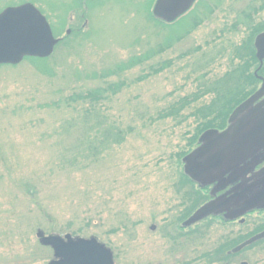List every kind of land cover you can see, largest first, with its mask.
Returning <instances> with one entry per match:
<instances>
[{"label":"rangeland","instance_id":"374dc122","mask_svg":"<svg viewBox=\"0 0 264 264\" xmlns=\"http://www.w3.org/2000/svg\"><path fill=\"white\" fill-rule=\"evenodd\" d=\"M71 1L0 0V11L32 3L60 39L47 59L0 66V264H48L53 254L39 244L38 232L94 238L112 252L114 264H203L198 261L202 253L223 237L251 231L264 222V214H249L243 224L208 220L203 237L170 242L166 235L173 234L171 228L184 209V193L190 189L180 161L196 146L195 119L187 114L210 96L176 119L159 114L196 94L195 81L202 75L213 84L236 71L230 48L242 44L249 33L232 25L245 0H202L194 10L201 16L195 28L190 25L192 15L182 26L167 27L175 33L189 26L179 42L172 41L169 49L142 66L107 78L120 91L100 103L102 118L86 121L94 132L116 127L122 141L95 162L77 149L86 132L82 124L76 121L65 129L76 116L59 100L103 84L104 70L154 50L168 33L147 17L155 0H82L83 6L96 3L84 19L76 16ZM262 1L257 0L256 7ZM63 3L70 8L60 10ZM213 6L217 8L202 17ZM258 16L257 21L264 20V11ZM75 31L81 41L67 53L60 45ZM184 53L191 56L180 59ZM165 61H172L170 68L149 75L152 64ZM46 67L50 73L43 71ZM143 75L149 76L139 80ZM230 263L264 264V242Z\"/></svg>","mask_w":264,"mask_h":264},{"label":"water","instance_id":"95a60500","mask_svg":"<svg viewBox=\"0 0 264 264\" xmlns=\"http://www.w3.org/2000/svg\"><path fill=\"white\" fill-rule=\"evenodd\" d=\"M195 1L155 0L151 15L164 24H172L185 15ZM58 41L45 18L31 4L7 8L0 13V66H15L24 58H49ZM255 46L256 57L261 63L264 34L256 38ZM263 94L261 88L233 111L226 130L220 133L210 130L200 136L198 148L181 161L184 176L199 188L210 186L223 177L224 171L233 170L245 157L264 148L261 145L264 143V111L260 110L263 103L252 108ZM218 191L219 188L213 189L209 194L212 200L182 223L181 228H188L208 217L221 216L224 222H232L254 210H264V169L220 196H216ZM36 238L41 246L52 251L53 259L48 264H114L112 252L94 238L45 236L41 232L36 233ZM263 239L264 231L234 248L230 254Z\"/></svg>","mask_w":264,"mask_h":264},{"label":"trees","instance_id":"16d2710c","mask_svg":"<svg viewBox=\"0 0 264 264\" xmlns=\"http://www.w3.org/2000/svg\"><path fill=\"white\" fill-rule=\"evenodd\" d=\"M106 0H104L105 2ZM149 1L150 0H145ZM202 0H197V2L194 4V7L187 12L184 16L179 18L177 21H175L172 24H164L160 21L155 20L152 18L151 14H147V17L149 19V22L153 26H157L159 28L165 29L168 35L165 37V40L160 45H157L154 50L148 49L146 54L142 55H136L131 57L126 62L118 63L114 66V68L111 69V71L104 70L102 72L101 79L104 83L100 84L99 86L95 88L85 89L81 93H73L70 96H67L65 99H60L58 104L65 107V110L71 113L72 115H75L76 117H73L70 122H67V126L65 129H71V124L73 122L79 121L82 126L86 129V132L84 133V137L82 141H78L77 143V149L81 151V153H86L87 157L86 160L95 162V159H98L99 154H103L108 147H112L114 145H117L121 143V130L117 129L116 127L112 125L104 126L102 131H95L92 130L94 126L90 127V124L86 121H91V118L98 119L101 115L97 108L99 107L100 103H103L109 99L110 96L115 95L120 91V87L115 83H108L106 82L107 78L110 76H119L122 75L124 72L129 71L132 68H135L137 66H142L145 63H148L152 60H154L157 56L164 53L165 50L169 49L172 45V43L179 42L183 36H186L188 34L187 31H184V29L187 27V25L184 28H179V30H176L174 33L172 30L167 31V27H170L172 25L175 26H182V24L189 18V16H193V19L190 21V25L193 28H195L200 22V15L195 14L194 11L196 10L199 5L201 6L202 3H200ZM220 1V0H219ZM249 1V0H247ZM82 0H75L71 1L69 3L70 7H73L78 10V13L76 16L81 18H86L89 15V12H92L94 8L96 7L95 4H86L83 6V3H81ZM148 2V3H149ZM218 2V1H217ZM246 2V0H245ZM91 3V2H90ZM198 3V4H197ZM65 3L60 6V10H64L62 8H70L69 6H64ZM86 7V8H85ZM100 7V6H99ZM217 6H213L212 8L209 7L205 9L204 13L202 14V17H204L205 14H208V12L211 14L214 9H216ZM74 9V10H75ZM193 10V11H192ZM237 13L235 16V21L233 29H235L236 22H237ZM88 14V15H87ZM244 17V22H246V25L248 27L252 26V16L251 13H244L242 14ZM177 27V29H178ZM189 27V26H188ZM188 27L186 29H188ZM183 30V31H181ZM264 30V28L257 27V32ZM255 31H252L249 33L247 39L241 44L240 47H235L232 45L230 49V57L233 59H238L241 63L239 71H231L228 75L226 74L223 79L218 83L213 84H207L202 79L204 76L202 75L200 79H196L195 83L197 86V93L193 94L189 97L183 98L178 100L177 102L173 103L168 109L163 110L161 114H159V118H171L176 119L178 118L185 109L188 107L196 104L199 99L205 96H210V100L207 103H202L199 106L195 107L193 110L190 111V113L187 114L188 118H194L195 119V134L193 135V143L194 145L197 143V140L199 136L204 133L207 130H222L226 126V122L228 117L230 116L231 112L233 111L235 105L243 100L247 96L246 89L252 88L254 85V79L250 75V68L251 64L253 62V51L251 50V42L253 39V36L256 34ZM79 38H82L80 36V32L75 31L72 35L67 36L65 41L60 45L62 48H65V50L73 51V48L78 45L77 41H81ZM173 41V42H172ZM172 42V43H171ZM198 50L195 49L194 51ZM233 55V56H232ZM186 56H191V53H184L181 55L180 59L185 58ZM172 65V61H165L162 63L156 62L152 64V66L149 67V75H156L163 70L170 68ZM47 67H49L47 65ZM44 69L46 73H50V69L47 68ZM196 68H199L197 66ZM112 75L110 74V72ZM149 75H143L140 77L139 80H144ZM237 76V78H235ZM69 109V110H68ZM102 118V116H100ZM186 118V117H185ZM184 118V120H186ZM88 124H87V123ZM79 124V126H81ZM100 123L96 122V128ZM106 125V124H105ZM69 127V128H68ZM78 127V126H76ZM197 139V140H196ZM79 151V152H80ZM100 152V153H99ZM98 157V158H97ZM184 177V176H183ZM184 179L187 180V178L184 177ZM189 182L190 189L186 193H184V209L183 212L179 214L177 217L179 220H177V225L172 226L171 230L173 231V234H167L166 238L169 239L172 243H177L180 240H185L186 242L194 241L195 238L203 237L207 226V221L212 219H217V217H210L207 218L199 223L194 224L191 227L188 228H181V224L188 219L198 208L203 206L208 202V199L210 198V195H208L207 191L204 189L196 188L197 191L193 190V184ZM195 187V186H194ZM219 219V218H218ZM179 221V222H178ZM206 224L204 227L200 228L198 225L200 224ZM225 224V222H223ZM264 229V222L256 224V226L251 231H246V233H238L236 236L231 237H223L222 239L218 240L214 246L209 248L206 252L202 253L199 257L198 261H201L203 264H231L232 262L240 253L251 249L258 244L264 242V240H261L259 242H256L250 246H247L246 248L242 249L240 252L235 254H230V252L236 248L238 245L242 244L246 240H248L250 237L262 232ZM185 231L186 233L183 234L182 232ZM204 233V234H203ZM246 264V263H245Z\"/></svg>","mask_w":264,"mask_h":264},{"label":"flooded vegetation","instance_id":"af4514ba","mask_svg":"<svg viewBox=\"0 0 264 264\" xmlns=\"http://www.w3.org/2000/svg\"><path fill=\"white\" fill-rule=\"evenodd\" d=\"M73 1H75V0H73ZM89 1H91V0H89ZM241 3H243V2H241ZM256 3H257V0H249L248 4H246V2L244 3V6L242 7V9L239 7L240 10L238 9V11H237L238 13H237V17H236L237 18V22H236V26H235L236 31H238V32L245 31L247 33L255 31V33H256L257 27L264 28V20L257 21V18L259 17L258 15L264 11V0L262 1V4L260 5L259 8L256 7ZM24 4H27V3H24ZM24 4L17 5L16 7L24 5ZM30 4H32V3H30ZM7 8H15V6L5 7L0 11V13ZM76 11L77 10H73L72 12L76 13ZM248 12L251 13V16H252V26H250V27H248L246 25V22L243 21L244 17L242 15V14H244V13L246 14ZM261 34H264V30L256 33L253 36V39L251 42V50L253 51V59L254 60L251 64V68H250L249 72L255 81L254 85L252 86L253 89L247 91V96L235 105L233 111L237 110L246 100H248L250 97L254 96L258 91H260L261 88H263V93H264V59L261 61V63L258 61V59L256 57L257 49L255 46L256 38ZM240 46H241V43L238 44V47H240ZM236 62L238 64V66H236V71L238 72L240 69L241 63L239 62L238 59H236ZM257 84H259L260 86H259V88L255 89V86ZM261 103H263V104H262L260 110L264 111V94L261 98H259L253 104L252 108L257 107ZM227 126H228V124L226 122L225 128ZM224 129L219 130V132L223 131ZM256 135H257V133L255 134V136ZM261 145L264 146V143L261 142ZM196 147L197 146H195L194 149ZM262 169H264V148L259 150L253 156L245 157L242 161L239 162V164L233 170H229L227 172L224 171L223 177L218 182H215L212 185L205 187L203 189L206 190L208 195H209V193L213 189L219 188L220 191H218L216 193V196H220V195L228 192L229 190L235 188L236 186H238L242 180H247V179L251 178L252 176L257 174L258 172H260ZM187 180H188V178H187ZM195 187L197 188V186H195ZM209 200H210V198L208 199V201ZM252 213L264 214V210H257V211H254Z\"/></svg>","mask_w":264,"mask_h":264}]
</instances>
